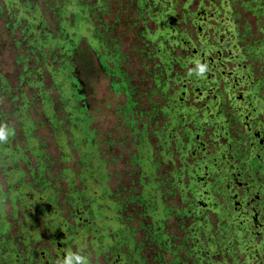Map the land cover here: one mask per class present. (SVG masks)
<instances>
[{"label": "rangeland", "instance_id": "rangeland-1", "mask_svg": "<svg viewBox=\"0 0 264 264\" xmlns=\"http://www.w3.org/2000/svg\"><path fill=\"white\" fill-rule=\"evenodd\" d=\"M0 126V264H264V0H0Z\"/></svg>", "mask_w": 264, "mask_h": 264}, {"label": "clouds", "instance_id": "clouds-1", "mask_svg": "<svg viewBox=\"0 0 264 264\" xmlns=\"http://www.w3.org/2000/svg\"><path fill=\"white\" fill-rule=\"evenodd\" d=\"M197 70L199 73H203L207 69H206V66L198 65ZM7 137H8L7 128L0 126V143L6 142ZM63 264H88V258L80 254L70 253L63 261Z\"/></svg>", "mask_w": 264, "mask_h": 264}, {"label": "trees", "instance_id": "trees-1", "mask_svg": "<svg viewBox=\"0 0 264 264\" xmlns=\"http://www.w3.org/2000/svg\"><path fill=\"white\" fill-rule=\"evenodd\" d=\"M79 59H80V62L84 65V67H87L88 69L92 70L93 61L91 60V57H90V54L89 53H87V52L81 53L80 56H79ZM79 111H81L82 113H84L85 110L84 109H81ZM81 118L86 119L83 115L81 116ZM83 125L84 126H87V121H84Z\"/></svg>", "mask_w": 264, "mask_h": 264}, {"label": "flooded vegetation", "instance_id": "flooded-vegetation-1", "mask_svg": "<svg viewBox=\"0 0 264 264\" xmlns=\"http://www.w3.org/2000/svg\"><path fill=\"white\" fill-rule=\"evenodd\" d=\"M239 57V56H238ZM240 58V60H242L243 59V57L241 58V57H239Z\"/></svg>", "mask_w": 264, "mask_h": 264}]
</instances>
